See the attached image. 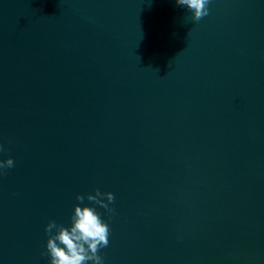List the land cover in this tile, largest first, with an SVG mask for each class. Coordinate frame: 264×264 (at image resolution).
<instances>
[{
  "label": "water",
  "instance_id": "obj_1",
  "mask_svg": "<svg viewBox=\"0 0 264 264\" xmlns=\"http://www.w3.org/2000/svg\"><path fill=\"white\" fill-rule=\"evenodd\" d=\"M208 8L0 0V264H50L76 205L103 264H264V0Z\"/></svg>",
  "mask_w": 264,
  "mask_h": 264
},
{
  "label": "clouds",
  "instance_id": "obj_2",
  "mask_svg": "<svg viewBox=\"0 0 264 264\" xmlns=\"http://www.w3.org/2000/svg\"><path fill=\"white\" fill-rule=\"evenodd\" d=\"M176 2L180 6H186L192 12L194 21H199L209 14L210 0H176ZM0 151H3L2 146ZM13 166L14 161L11 158L0 161V170ZM105 196L108 203L114 202L113 193H102L99 189H96L95 195H88L87 199L109 212L114 211L101 199ZM76 199L83 202L85 197L77 195ZM53 229H56L55 234ZM45 232L49 236L46 248L50 256V264H88L89 261L92 264H103V257L98 255V252L100 248L108 246L110 229L93 207L76 205L70 227L49 221Z\"/></svg>",
  "mask_w": 264,
  "mask_h": 264
}]
</instances>
